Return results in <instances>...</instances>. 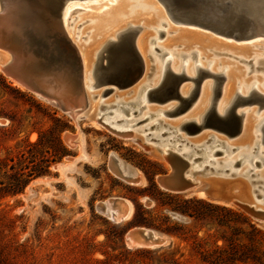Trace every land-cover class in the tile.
<instances>
[{
	"label": "rangeland",
	"instance_id": "obj_1",
	"mask_svg": "<svg viewBox=\"0 0 264 264\" xmlns=\"http://www.w3.org/2000/svg\"><path fill=\"white\" fill-rule=\"evenodd\" d=\"M73 7H80L82 10L72 12L66 17L67 20L63 16L62 23L82 59V51L87 50V47L93 48L94 44L90 43L86 46L92 36L89 20L96 14H105L118 9L121 12L118 19L120 24L114 22L111 24L113 27L109 25L103 31L99 33L97 31L98 35L103 33L105 37L102 35L103 41L98 40L99 42L94 44L95 49L92 50L99 51L100 43L110 39L109 36H114L115 31L126 28L129 23L140 26L137 30L136 45L142 32H145L144 42L149 66L153 65L149 54L155 45H164L163 47L170 51L173 48L177 53L198 51V56L183 59L173 55L174 59L172 58L169 66L172 68L173 64L182 62L185 63L184 68H186L188 64L192 66L198 60L202 67H209L212 72L223 70L225 75L223 89L227 82H231L229 79H232L233 82L229 85L231 87L234 83L230 89L232 94L239 86L243 87L244 91V85L252 81H257L261 91L258 90L264 93L262 85L264 71L260 68V70L252 69L247 74L250 63L246 64L238 60V57L249 60L255 54H259L263 49L258 50V47L264 46V40L261 42L258 40L262 38L236 41L194 25L173 22L158 0H82L73 2L70 8ZM155 19H158L157 22ZM160 20L167 22V26L163 28L165 33L158 38L157 44H153L150 38L155 39L158 35L152 27H158ZM174 30H177L176 33ZM182 30L194 34L190 35L192 38L190 42L189 39L183 40L185 38H178V41L177 37H181ZM98 35L97 38L100 37ZM196 38H198L197 42ZM239 48H243L242 51L247 52L248 56ZM247 49L251 51L248 52ZM235 50L238 52L234 53ZM6 56L10 57V53L0 47V60ZM95 57L94 54L92 61ZM153 72L147 75V79L142 81L141 85L149 80ZM90 73L92 77V69ZM84 79L87 99L81 110L84 113L73 118L59 106L40 94L24 88L0 71V160L2 161L0 181L4 183L21 181L25 179V174L30 169L36 174L22 192L7 194L4 190H0V216H6L13 221V225L5 231V234H8L6 239L14 237L25 245L18 264H264V221L256 220L234 205L214 202L209 197L201 198L196 192L174 193L160 188L155 177L168 172L170 166L165 160L145 150L143 144L149 145L142 140V135L135 132L133 138L118 136L106 127L94 123L89 115V109L85 110L86 105L92 104L98 109L97 113L104 111L102 119L108 122L116 116V113L105 107L100 109L99 106L109 101L112 96L121 95L125 100H130L132 94L134 95V87L114 88L101 96L100 93L105 86H89L87 82L85 83V74ZM205 80L212 82L213 79L206 77L203 83ZM184 83L189 84L188 86L192 85L190 80ZM141 85L137 87L136 92L140 90ZM207 90L210 95L211 89L207 87ZM114 97L112 100H116ZM200 97L201 94L184 112L163 115L161 118L176 125L175 122L184 118L196 117L203 111L208 101L206 98V101L204 99L198 104ZM146 102L141 101L132 109L126 106L123 110L125 120L133 116L138 118L143 111L135 113V109L145 105L156 110L164 108L168 111L170 106L177 104L174 100L157 104L154 101ZM257 107V104L253 103L237 109L244 108L245 118L250 115L254 122L250 121L254 125L258 116L264 113V107L256 112ZM139 126L141 124L135 127ZM201 130L204 133L215 134L236 146L248 142L247 139L240 140L241 134L229 139L225 134L211 127H204ZM201 130L195 134L203 133ZM181 133L189 140L196 138L194 134H188L186 131ZM69 134L75 136L72 146L66 141ZM255 135L253 133L254 138ZM149 139L151 141V138ZM260 148L264 150L263 145ZM112 154L124 166L139 173L140 183L137 182L139 184L127 182L113 172L109 165ZM259 158L257 151L252 162ZM243 161L234 169H229V172L237 171ZM259 165L252 173H257L264 167L263 159L260 160ZM240 181L234 180L224 185L221 194L224 192L235 195L245 202H250L246 187ZM255 185L259 186L258 183ZM196 189L204 190L206 184L200 182L194 190ZM259 193L261 194L260 191ZM111 197H120L131 202L133 209L129 220L118 223L98 210V206ZM133 227L151 229L158 235L166 237L167 241L152 248L130 247L126 232Z\"/></svg>",
	"mask_w": 264,
	"mask_h": 264
},
{
	"label": "water",
	"instance_id": "obj_2",
	"mask_svg": "<svg viewBox=\"0 0 264 264\" xmlns=\"http://www.w3.org/2000/svg\"><path fill=\"white\" fill-rule=\"evenodd\" d=\"M75 1L82 0H26L29 5L36 6L39 9L35 12L41 19V29H44V33L41 35L35 29L27 28L26 33L29 37L27 50H22V48H20L21 50H9L22 56V61L16 66L13 55H10L12 56L10 62L1 68L6 76L12 78L24 88L40 94L51 103L59 106L63 111H66L70 116L72 109L81 111L87 100L86 87L83 83L84 71L81 56L70 38L67 37L62 23V14L65 7ZM158 1L164 6L166 13L173 22L194 25L224 38L236 41L248 40L255 37L256 24H261L264 28V0H230L231 6L227 8L224 14L217 13L215 19L205 18L203 11L197 6L196 0ZM79 10L81 11L82 8L76 7L69 14ZM166 24V22H161V26H166ZM139 28L140 26L128 25L119 32L120 36L117 41L108 40L103 48L96 53L92 66L94 81L91 86H105L101 95L109 93L114 88L124 89L130 87L142 77L145 70V61L136 46L137 30ZM164 33L165 30L162 27L157 30L158 37L164 35ZM41 36H44V38ZM154 41V39L151 40L152 43ZM153 50L158 52L160 57L166 54L157 45L153 47ZM191 55L196 54L191 52ZM150 59H152V56H150ZM170 60V57L165 59V72L162 83L157 88L148 90V101L163 103L173 99L177 102L174 111L168 112L169 115L187 110L200 96L204 78L212 77L213 79L210 103L206 115L200 124L189 121L184 125L188 134L205 126H210L214 130L225 134L228 138L236 137L243 128L246 115V111L237 108L256 103L258 107L255 111L258 112L264 107V93L257 88L252 87L245 95L236 90L230 107L222 115L217 112L216 107L223 93L224 72H212L209 68H203L196 64V75L189 76L184 71H173L169 66ZM238 60L246 64L250 62V60L239 58ZM153 67V65H150L147 75L152 73ZM252 68L251 64L247 73ZM186 80H190L192 85L188 95L185 96L180 89ZM80 107L81 109H76ZM102 116L97 118L102 126L116 135L125 136L122 135L121 131L105 123ZM219 153L220 151L215 152V154ZM163 158L169 164L170 170L155 177V181L160 188L174 193H198L203 191L206 194L205 197H209L214 202L234 205L256 220L264 221V210L246 203L235 195H228L223 192L220 197L212 196L207 185L204 190H194L200 184L197 177L203 174L204 171L193 169L191 167L192 163L184 154H180L175 150H167ZM197 158L195 157L193 160ZM115 160L116 158L112 157V161ZM112 161L109 160V165L114 173L120 172L125 178H130L128 174H123L122 171L113 168ZM238 164L239 161L235 162L234 166ZM255 164L259 165L260 163L256 161ZM254 175V173L250 174V176ZM234 176L235 173L232 172L230 177ZM133 180H136V178H133ZM254 182L255 180H250L249 186L252 195L255 194V198H259L261 194L258 193L257 189H253L251 185ZM131 183H136V181ZM118 198L120 197L108 199L115 204ZM100 208H104V205L101 204ZM145 229L148 231L145 232ZM152 231L144 227H133L126 234L131 233L134 237H141L144 241L153 242L154 245L160 246L158 239L153 237Z\"/></svg>",
	"mask_w": 264,
	"mask_h": 264
},
{
	"label": "bare ground",
	"instance_id": "obj_3",
	"mask_svg": "<svg viewBox=\"0 0 264 264\" xmlns=\"http://www.w3.org/2000/svg\"><path fill=\"white\" fill-rule=\"evenodd\" d=\"M196 3H197V6L203 11V15L205 16V18H211V19H215L217 13L218 14H224L227 11V8H229L231 6L230 0H225L223 2L220 0H214V1L196 0ZM72 5H73V3H70L65 7L63 14H62V17L64 16V19L69 15L70 11L75 8V7L70 8ZM91 7L92 6H90V8ZM36 10H39V9L36 6L29 5L26 2V0H0V46L2 48H5L6 50H8L10 55H13L14 64L16 66H18L20 64V62L22 61V56H20L16 52L12 53L9 50H19L20 48H22V50H27V46L29 44L28 43L29 37H28V34L26 33V29L27 28H33L36 31H38V33L41 35H43V33H44L43 32L44 29H41V23H40L41 19L37 15V12H35ZM135 11H137V10H135ZM160 12L162 14V11H160ZM120 15H121V12H119L118 9L117 10L114 9V10L108 11L105 14H102V13L96 14L93 18H91L89 20V22H90L89 26L90 27L92 26V30H91L92 36H91V39L87 42L86 46H88V44H90V43L96 44L99 42L98 40H102L105 36L103 35V33L102 34L100 33L101 34V35L99 34L100 37L97 38L96 37L98 35L97 31L99 33V31H101V30L103 31L104 28L108 27L109 25L113 27V25H111V24H113L114 22L119 23L118 19H119ZM168 18H169V16H168ZM125 19H127V18H125ZM158 19H155L156 22ZM66 20H67V18H66ZM161 22H166V21L160 20V23L158 22L159 23L158 27H155V26L152 27V29L156 33H157V30L159 28L165 27V26H161ZM127 25H130V24L128 23ZM166 26H167V24H166ZM112 27H111V29H112ZM63 29H64V26H63ZM111 29H109V30H111ZM124 29L125 28H123L119 31H115L114 36H109L110 39H108V40L117 41L119 36H120L119 32H121ZM174 31L176 33L177 30H174ZM182 31H183L182 35H180L181 37L178 36L177 39L178 38H181V39L185 38L183 40L187 39V41H188V39H189V42H190V40H192L190 35H194V34L191 32L184 31V30H182ZM65 33H66V31H65ZM10 34H11V36L9 37ZM255 34L256 35L254 38H262L260 40H264V28L261 24H256ZM66 35H67V33H66ZM102 35L104 36L103 38L101 37ZM68 36L69 35H67V37ZM195 36L197 37V35H195ZM41 37L44 38V36H41ZM146 37H147V35H146ZM95 38H97V39H95ZM137 38H136V40H137ZM158 38L159 37H157L155 39L159 40ZM151 39L152 38H150V42H151ZM197 39L198 38L195 39L196 42H197ZM108 40L99 44L101 49L103 48L104 44H106L108 42ZM157 40H155L153 42V44H156ZM175 40H176V38H175ZM144 41H145V32L143 31L142 34L140 35V38L138 39V44L136 46H137L140 54L144 58L145 70H144L142 77L138 81H136L134 84L131 85V87H134V92H133L134 95L132 94L130 100L129 99L125 100L124 98H122L123 96H121V95L118 97L112 96L109 101L107 100L106 102L101 104L99 106L100 109L102 107H105L107 110H109V111L113 110V113H116L115 114L116 116H114L111 120H109L108 122H105V123H107L109 126L113 127L114 129L121 131L122 135H125V136H121V137L130 138V137L134 136L135 132L140 133L143 137L142 140L147 142V145H149V146H146V144H143V147L145 148V150L157 155L159 158H161L163 160H164L163 157L167 153V150L173 151V149H175L178 153L184 154V156L187 157L189 159V161L192 163L191 167L193 169L206 171V173L200 174V176H198L197 179L199 182H204L208 186V188H210V190H211L210 195H212V196H215V197L222 196L221 190H222V187L224 185H226V184H228L234 180H238V181H240L239 179L243 180V182H241V181L240 182L243 183V185L246 187L247 193L251 199L250 202H246V203H249L251 205H254L256 208L264 210V199H262V198H264V167L257 173L253 172L255 174L254 175L255 177L250 176L252 171H254L255 168L258 166L255 164L256 159H255V162H252L257 151L260 155V158L257 161L260 163V160H262V159L264 160V150H262L260 148L263 145L264 113L261 112L262 114H260L258 116V120L256 119L257 122L254 125L250 121V120H252L250 118V115L246 116L244 124H243V128L240 132V134H241L240 140L247 139L248 142L246 144H240L239 146H236V145L229 143L227 140H224V139L218 137L215 134H208L206 132L204 133L201 129L200 130L203 133L200 132L199 134H195L196 132H198L200 130H197L195 132L190 133L192 135L193 134L195 135L196 138L194 140L187 139L181 133L183 131H186V129L184 128V125L189 121H194V122L200 124L201 121L204 119L206 112L208 110V107H209L210 95H208L209 91L207 90V87L209 89H211V83L212 82L205 80V82L202 85L201 97H200L201 100H199L198 104H200L202 102V100H204V99L206 101V98L208 99V101L205 104L203 111L201 113H198L196 117L184 118V119L180 120L179 122H175L176 125H173V124L166 122L164 120V118H161V117L163 115L168 116L169 115L168 112L174 111V109L176 107V105L171 107L169 104L170 102H169V103H167L170 106V109L169 110L167 109L168 111L164 110V108H163V110H159V109L156 110V109H154V107H151V106L149 107V106L145 105V106L140 107L139 109H135V113H137V112L139 113L140 110L143 111V112H141L140 116L135 115V116H139L138 118H134V116H133L132 118L129 117L130 119L125 120V116H124L125 114L123 115V112H124L123 110L126 106L129 107V109H132L133 106L139 105V103L141 101H147L148 103L151 102V101H148V98H149L148 90H150L151 88H157L162 83L163 78H164V72H165L164 66H165V59L166 58L170 57L172 60L173 55H175V56L177 55L180 59H183L185 57H193V56H191V52H195V54L197 56L199 55L198 51H191L188 53H186V52L185 53L184 52L177 53L175 51V49L172 48L171 49L172 51H170L169 49H166V47H163L164 45L161 46L159 44L157 46L166 52V54L163 57H160L158 55L159 53L153 50L154 46L153 47L151 46L152 47L150 50L151 53L149 55L152 56L151 60H152L153 66H154L153 67L154 72H153L152 76H150L149 80L144 85H141V83H143L142 81L147 79V74H148L149 67H150L149 66L150 63H148V59H147L148 57L146 56L147 55L146 54V46H145ZM178 41H179V39H178ZM169 42H171V41H169ZM204 42H205V40H204ZM211 42H213V41H211ZM258 42H261V41L258 40ZM254 43H256V42H254ZM94 44L92 45L93 48L87 47L88 48L87 50L82 51L83 59L81 58L82 64L84 65L83 71L85 69L84 74L86 75L85 83L87 82L89 84V86H91L93 83V81H92L93 76L91 77V75H90L91 74L90 72H91V69H92V66L94 63V60L92 61V56L94 57V54L96 55V53L98 52L97 49L92 50V49H95ZM184 45H187V44H184ZM252 45H253V43H252ZM224 46L227 47L226 45H224ZM262 47H263V50L259 54H255L254 57L249 59L250 62H248V63H250V65L252 64V61H253L252 66H253L254 70H257L260 68L264 71V46H261L260 48H262ZM260 48L258 50H260ZM239 49L242 51L243 48H239ZM239 49H238V51H239ZM226 50H227V48H226ZM187 51H189V50H187ZM199 51H200V49H199ZM203 51H205V49ZM218 51H219V49H218ZM236 51L237 50H235L234 53H236ZM244 51H246V49H244ZM247 51L249 52V51H251V49L250 50L247 49ZM77 52H78V50H77ZM213 53H214V51H213ZM243 53H244V55L248 56L247 52H243ZM238 54H240V53H238ZM79 55H81V54H79ZM250 55H251V53H250ZM238 58L245 60V59L240 58V57H238ZM11 59H12V56H10V57L6 56V57H4L3 60H0V71H1L2 66L9 63ZM171 60H170V62H171ZM175 62H177V61L175 60ZM180 62H181V60H180ZM177 63H179V62H177ZM177 63L173 64L171 69L173 71H176V72L183 71V63L182 62L179 64H177ZM199 63L200 62L197 60L196 64H199ZM196 64H193L192 66H190L188 64L190 67L187 65V67L184 68L187 75H189V76H195L196 75V69H195ZM207 66H209V64ZM207 68H209V67H207ZM248 68L249 67H247V72H248ZM241 74H242V72H241ZM230 76H231V74H230ZM259 79H261V78L259 77ZM84 80L85 79L83 78V83H84ZM229 80H231V82H233L232 79H229ZM231 82L226 83V85L223 89V93L220 97L221 101H220V103L218 102L219 103L218 108L216 107L217 112L222 114V115H224L226 113L227 109L230 107L231 102H232L233 94L231 93L232 91L230 92V89H231L232 85H234V83L231 85V87H229ZM246 82H248V81H246ZM139 84L141 85L140 90L138 92H136V89L138 90V88L140 86ZM188 85L189 84L183 83V85L181 86V89H180L182 94L185 96L188 95V92L190 90V86H188ZM257 85H258L257 81H252L251 83L244 85V91H243V87H241V86L238 87V91H240L242 94L245 95L248 93V91L252 87L257 88ZM262 85L264 86V83ZM87 88H89V87H87ZM257 89H260L259 85H258ZM260 91H261V89H260ZM113 97L116 100H114V99L112 100ZM171 100H173V99H170L167 101H171ZM167 101H165V102H167ZM77 102H79V101H77ZM171 103H173V102H171ZM198 104H197V106H198ZM85 108H86L85 110L89 109V115H90V117L93 118L94 123L101 125L97 121V118L100 117V115L105 114V113H103L104 111L103 112L101 111L100 114L97 113L98 109L90 103L88 105H86ZM106 109H105V111H106ZM243 110H244V108H243ZM82 112L83 111H77L75 109H72L71 110V116L73 118H76L77 116L82 114ZM251 112L253 113V111H251ZM132 115H134V113ZM149 118H152V119H149ZM109 119H110V117H109ZM124 121H126V124H124ZM138 124H141V126L135 127ZM205 127H210V126H205ZM253 133L256 134L255 138L253 137ZM74 137L75 136H73L71 134L67 135L66 141L71 146L73 145ZM149 138H151V141ZM229 139H232V138H229ZM152 145L156 148L152 147ZM216 151H220V153L215 154ZM219 155H222V156H219ZM112 157L116 158V156L112 154L111 158H110L111 161H112ZM195 157H198V158L193 160ZM215 157H218V158H215ZM242 160H244V161H243V163H241L242 165L240 166V168L238 167L239 169L236 168V169H238L237 171H233L235 173V176L230 177V174L232 173V171L229 172V169H234L236 167V166H234L235 162L239 161V163H240ZM205 166H206V168H205ZM112 167L113 168L115 167V168H117L118 171H122L123 174H128L130 176V178H125L122 174H120V172H115V174L117 176H119L120 178H122L123 180L128 181L130 183L134 182V181H136V183L139 182V180H140L139 173H137L136 171L132 170L129 167L124 166L119 159H116L114 162L112 161ZM133 178H136V180H133ZM250 180H255V182L251 185H252L253 189L258 190V193H259V191L261 192L262 195L259 198H255V194H254V196L252 195V190H251V187L249 186ZM139 183H137V184H139ZM255 183H258L259 186H256ZM198 194L201 198H204L206 196V194L203 191H199ZM103 205H104V208H100V206H98V210L101 213L105 214L108 218H110V219H112L118 223L122 222V221L129 220L131 215H132V209H133L132 204L128 200L118 198V200H116L115 204H113L112 201L107 200L106 202L103 203ZM147 231L148 230L145 229V232H147ZM152 235L154 238L158 239V242L161 245L167 241L166 237L160 236L154 231H152ZM126 237H127V242H128L130 247H134V248L156 247V245H154L153 242L144 241L141 237H134L131 233H127Z\"/></svg>",
	"mask_w": 264,
	"mask_h": 264
},
{
	"label": "trees",
	"instance_id": "obj_4",
	"mask_svg": "<svg viewBox=\"0 0 264 264\" xmlns=\"http://www.w3.org/2000/svg\"><path fill=\"white\" fill-rule=\"evenodd\" d=\"M1 163L2 161L0 160V167ZM35 176L36 174L30 169L26 172L25 179L21 181L16 183H4L0 181V190H4L7 194H17L22 192ZM12 225V220L7 219L6 216H0V264H18L22 250L25 247L23 243H20L18 239H15L14 237L6 239L8 234H5V231Z\"/></svg>",
	"mask_w": 264,
	"mask_h": 264
},
{
	"label": "flooded vegetation",
	"instance_id": "obj_5",
	"mask_svg": "<svg viewBox=\"0 0 264 264\" xmlns=\"http://www.w3.org/2000/svg\"><path fill=\"white\" fill-rule=\"evenodd\" d=\"M131 25V24H130ZM154 40H157V39H154ZM259 41H263V40H259ZM157 44V43H156ZM261 46H259L258 47V49L260 48ZM260 49H263V47L262 48H260ZM196 64V63H195ZM200 64V63H199ZM252 64H253V61H252ZM184 63H183V71L186 73V71H185V69H184ZM200 66H201V64H200ZM253 69V68H252ZM187 74V73H186Z\"/></svg>",
	"mask_w": 264,
	"mask_h": 264
}]
</instances>
